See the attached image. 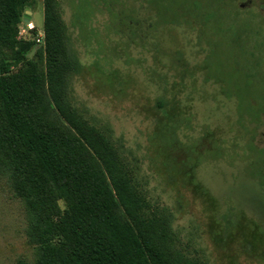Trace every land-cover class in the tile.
Wrapping results in <instances>:
<instances>
[{
	"label": "rangeland",
	"instance_id": "1",
	"mask_svg": "<svg viewBox=\"0 0 264 264\" xmlns=\"http://www.w3.org/2000/svg\"><path fill=\"white\" fill-rule=\"evenodd\" d=\"M9 1L19 36L35 40L27 56L42 63L43 0ZM188 2L58 0L81 64L69 96L119 146L184 254L264 264V0L235 1L223 22ZM181 10L194 25H180ZM28 226L0 173V264H36Z\"/></svg>",
	"mask_w": 264,
	"mask_h": 264
},
{
	"label": "trees",
	"instance_id": "2",
	"mask_svg": "<svg viewBox=\"0 0 264 264\" xmlns=\"http://www.w3.org/2000/svg\"><path fill=\"white\" fill-rule=\"evenodd\" d=\"M186 1L207 22H223L237 0ZM10 4L0 0V173L27 206L36 264H204L176 247L119 146L73 105L81 64L58 0H43L42 63L27 56L35 40L19 36ZM185 24L191 15L181 10Z\"/></svg>",
	"mask_w": 264,
	"mask_h": 264
},
{
	"label": "built area",
	"instance_id": "3",
	"mask_svg": "<svg viewBox=\"0 0 264 264\" xmlns=\"http://www.w3.org/2000/svg\"><path fill=\"white\" fill-rule=\"evenodd\" d=\"M28 26H29L30 29H32L34 25H33L32 22H29V23H28ZM24 31H25V30H21L20 33L22 34ZM43 37H44V32H39V37H38L37 40H38L39 42H42V41H43Z\"/></svg>",
	"mask_w": 264,
	"mask_h": 264
},
{
	"label": "water",
	"instance_id": "4",
	"mask_svg": "<svg viewBox=\"0 0 264 264\" xmlns=\"http://www.w3.org/2000/svg\"><path fill=\"white\" fill-rule=\"evenodd\" d=\"M29 17L30 15L29 14H26V20L29 21Z\"/></svg>",
	"mask_w": 264,
	"mask_h": 264
}]
</instances>
